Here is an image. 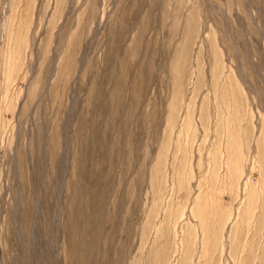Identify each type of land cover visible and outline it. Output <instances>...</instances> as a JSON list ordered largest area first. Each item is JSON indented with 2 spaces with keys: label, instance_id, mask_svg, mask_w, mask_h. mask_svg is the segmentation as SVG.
Here are the masks:
<instances>
[{
  "label": "rangeland",
  "instance_id": "obj_1",
  "mask_svg": "<svg viewBox=\"0 0 264 264\" xmlns=\"http://www.w3.org/2000/svg\"><path fill=\"white\" fill-rule=\"evenodd\" d=\"M0 264H264V0H0Z\"/></svg>",
  "mask_w": 264,
  "mask_h": 264
}]
</instances>
